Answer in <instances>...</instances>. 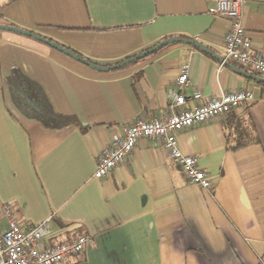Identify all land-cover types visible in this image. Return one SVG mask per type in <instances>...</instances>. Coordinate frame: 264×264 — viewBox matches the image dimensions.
I'll return each instance as SVG.
<instances>
[{
    "label": "crops",
    "instance_id": "obj_1",
    "mask_svg": "<svg viewBox=\"0 0 264 264\" xmlns=\"http://www.w3.org/2000/svg\"><path fill=\"white\" fill-rule=\"evenodd\" d=\"M209 9L206 0H0L1 23L103 67L170 36L221 57L228 23ZM242 26L264 56V0H247ZM218 63L174 43L101 72L0 31V230L8 206L21 228L49 223L44 246L75 232L87 236L84 250L60 264H264V86ZM185 65L203 101L253 90L252 102L177 136L210 188L187 182L157 139L139 140L108 177L95 178L98 155L125 124L167 114L169 90ZM13 77L37 85L50 111L70 121L60 125L16 105L7 83Z\"/></svg>",
    "mask_w": 264,
    "mask_h": 264
},
{
    "label": "built area",
    "instance_id": "obj_2",
    "mask_svg": "<svg viewBox=\"0 0 264 264\" xmlns=\"http://www.w3.org/2000/svg\"><path fill=\"white\" fill-rule=\"evenodd\" d=\"M206 1L210 5L209 12L228 23V30L223 38L222 56L218 63L219 69L232 63L264 79V56L253 50L242 26V9L247 0ZM174 84L176 89H170L168 93L170 102L167 114L155 120L140 117L125 124L121 134L114 136L98 155L95 178L100 180L108 177L127 159L139 140L157 139L176 162L187 182L202 189L210 188L211 181L198 165L197 158L180 151L177 136L185 129L219 119L252 102L253 90L240 89L203 101L201 93L191 88L187 65L179 69ZM186 88L189 89L187 96L183 92ZM187 101L196 105L188 109ZM2 213L7 226L0 230V264H60L66 257L80 254L88 243L87 236L75 232L67 241L44 246L43 242L52 233L47 221L21 228L12 217L8 206L2 207Z\"/></svg>",
    "mask_w": 264,
    "mask_h": 264
},
{
    "label": "water",
    "instance_id": "obj_3",
    "mask_svg": "<svg viewBox=\"0 0 264 264\" xmlns=\"http://www.w3.org/2000/svg\"><path fill=\"white\" fill-rule=\"evenodd\" d=\"M0 31L11 32V33L23 36V37L33 39L37 42H40L42 44L47 45L48 47L62 53L63 55H65V56H67V57H69V58H71V59H73V60H75L81 64L88 66L89 68H91L93 70L101 71V72H109V71H113L116 69L123 68V67H125L131 63H134L140 59H143V58L159 51L160 49L164 48L167 45L174 44V43H183V44L193 46V47L200 49L201 51L205 52L206 54L212 56L213 58L217 59L218 61H220V57H217L216 55H214L208 48H206L202 44L197 43L196 41H193V40H187V39L174 37V38H168V39L162 40L159 43H157L156 45H154L152 48H150L146 51H143L142 53H140L134 57H131V58H129V59L117 64V65L103 67V66H98V65H94V64L90 63L86 59L76 55L75 53L64 48L63 46H60V45H58L54 42H51V41H49V40H47V39H45L39 35L33 34L31 32H28V31H25L22 29H19L17 27L0 25ZM226 66L229 67L230 69H232L233 71H235L236 73L242 75L246 79H249V80L254 81L258 84L264 85V79L263 78L256 76V75L248 74L244 70L238 69L235 66L230 65L229 63H227Z\"/></svg>",
    "mask_w": 264,
    "mask_h": 264
},
{
    "label": "trees",
    "instance_id": "obj_4",
    "mask_svg": "<svg viewBox=\"0 0 264 264\" xmlns=\"http://www.w3.org/2000/svg\"><path fill=\"white\" fill-rule=\"evenodd\" d=\"M1 20H2V17H0V25L6 26L5 23H1ZM176 37L191 40V39H189L187 37H183V36H176ZM168 38H174V37L170 36ZM168 38H164L163 40L168 39ZM66 49H68L71 52L75 53L76 55L80 56V54H78L77 52H75V51H73L67 47H66ZM156 53L157 52H155L151 55H154ZM151 55H149V56H151ZM149 56H147V57H149ZM250 74L256 75L252 71H250ZM7 83L10 87L11 94H12L13 100L16 103V105L23 107V108H26L27 110H30L35 115H39V116L44 117L46 119L52 120L53 122L58 123L60 125L70 121L68 118L63 117L61 115H56L50 111V109L48 108V106L46 104L45 97L43 96L39 87L37 85H35L34 83H31V82H29V81H27L21 77L10 78L9 80H7ZM261 85L264 86L263 84H261ZM239 147H241V146L237 145V146L232 147L231 149L235 150Z\"/></svg>",
    "mask_w": 264,
    "mask_h": 264
}]
</instances>
